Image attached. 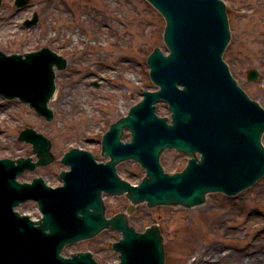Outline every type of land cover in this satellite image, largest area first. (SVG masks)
<instances>
[{
  "label": "water",
  "instance_id": "obj_1",
  "mask_svg": "<svg viewBox=\"0 0 264 264\" xmlns=\"http://www.w3.org/2000/svg\"><path fill=\"white\" fill-rule=\"evenodd\" d=\"M147 1L166 20L164 41L170 53L158 47L147 60L159 89L145 91L144 99L111 125L102 142L106 163L83 149L67 152L63 162L71 170L61 173L64 186L57 189L42 178L33 183L17 180L26 170L55 160L48 137L32 128L22 131L19 140L31 143L39 160L0 159V264H99L89 252L71 257L61 252L67 244L93 238L106 228L122 233L113 245L120 253L117 264H165L159 226L138 232L130 225L136 205L192 208L204 204L210 193L236 196L264 177V108L249 98L223 60L231 39L225 3ZM29 3L15 1L20 9ZM39 21L34 13L24 25L31 28ZM67 63L50 48L24 55L0 50V95L30 103L52 121L49 103L57 89L55 66L64 70ZM258 77L257 70L249 71L250 80ZM162 99L172 112L171 121L156 113L155 104ZM126 129L132 133L130 142L122 140ZM167 149L191 157L183 171L165 172L161 155ZM129 160L146 170L138 185L117 172V166ZM103 192L125 195L131 205L108 219ZM28 200L38 201L42 219L34 221L15 210Z\"/></svg>",
  "mask_w": 264,
  "mask_h": 264
},
{
  "label": "rangeland",
  "instance_id": "obj_2",
  "mask_svg": "<svg viewBox=\"0 0 264 264\" xmlns=\"http://www.w3.org/2000/svg\"><path fill=\"white\" fill-rule=\"evenodd\" d=\"M222 1L231 31L223 59L238 85L264 108V0ZM36 12L39 23L24 26ZM165 28V18L147 0H31L22 9L15 0H3L0 50L25 54L48 47L68 60L67 68L56 72L57 90L49 103L53 121L37 114L30 104L0 96V158L37 160L32 144L19 140L26 128L44 134L53 144L56 161L26 171L20 181L44 177L52 186L62 185L60 172L69 170L62 158L73 148L90 151L99 162L108 161L102 156L106 132L143 100L145 91L158 89L147 60L158 47L168 54ZM252 69L259 72L254 81L248 75ZM157 114L171 116L163 100L157 103ZM123 140L131 141L129 130ZM189 159L186 153L169 149L162 154L161 164L166 172L175 173ZM118 172L132 184L146 176L135 161L120 164ZM104 202L109 217L126 211L130 204L124 196L107 194ZM17 210L35 220L42 217L34 201ZM129 219L139 232L159 225L165 264H264V177L236 196L210 193L203 205L192 208H151L142 203ZM121 238L120 232L108 229L93 239L68 245L63 253L90 251L97 262L116 264L119 253L113 244Z\"/></svg>",
  "mask_w": 264,
  "mask_h": 264
},
{
  "label": "flooded vegetation",
  "instance_id": "obj_3",
  "mask_svg": "<svg viewBox=\"0 0 264 264\" xmlns=\"http://www.w3.org/2000/svg\"><path fill=\"white\" fill-rule=\"evenodd\" d=\"M55 161H56V157H55L54 162H55ZM54 162H53V163H54ZM62 162H63V158H62ZM53 163H52V164H53ZM63 163H64V162H63ZM50 165H51V164H50ZM50 165H48V166H50ZM48 166H43V167H48ZM61 173H62V171L60 172V178H61ZM43 178H44V177H43Z\"/></svg>",
  "mask_w": 264,
  "mask_h": 264
},
{
  "label": "bare ground",
  "instance_id": "obj_4",
  "mask_svg": "<svg viewBox=\"0 0 264 264\" xmlns=\"http://www.w3.org/2000/svg\"><path fill=\"white\" fill-rule=\"evenodd\" d=\"M261 216H263V214H260ZM261 251V250H260ZM262 251H264V249L262 250Z\"/></svg>",
  "mask_w": 264,
  "mask_h": 264
}]
</instances>
